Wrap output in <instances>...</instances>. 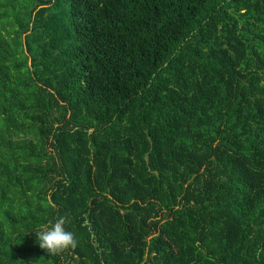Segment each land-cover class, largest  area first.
Wrapping results in <instances>:
<instances>
[{
    "label": "trees",
    "instance_id": "trees-1",
    "mask_svg": "<svg viewBox=\"0 0 264 264\" xmlns=\"http://www.w3.org/2000/svg\"><path fill=\"white\" fill-rule=\"evenodd\" d=\"M0 264H264V0H0Z\"/></svg>",
    "mask_w": 264,
    "mask_h": 264
},
{
    "label": "clouds",
    "instance_id": "clouds-1",
    "mask_svg": "<svg viewBox=\"0 0 264 264\" xmlns=\"http://www.w3.org/2000/svg\"><path fill=\"white\" fill-rule=\"evenodd\" d=\"M66 217L60 215L54 220L39 226L35 231V239L41 249L49 253L59 252L68 247L76 246V239L65 227Z\"/></svg>",
    "mask_w": 264,
    "mask_h": 264
}]
</instances>
